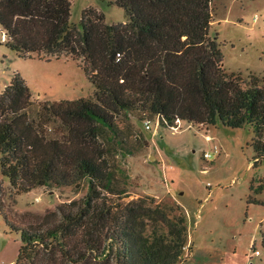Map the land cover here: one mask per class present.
<instances>
[{
	"label": "trees",
	"instance_id": "trees-1",
	"mask_svg": "<svg viewBox=\"0 0 264 264\" xmlns=\"http://www.w3.org/2000/svg\"><path fill=\"white\" fill-rule=\"evenodd\" d=\"M129 20L108 22L89 5L73 22L72 0H0L7 44L20 55L37 51L81 59L94 96L36 100L17 71L0 93V163L12 194L40 185L90 189L79 198L16 226L22 242L14 264H184L192 251L182 208L146 197L126 199L110 156L125 113H156L163 122L189 119L253 124L255 163L264 160V75L224 65L212 34L213 0H111ZM32 56V55H30ZM48 59H51L50 57ZM251 188L257 193L264 182ZM249 202L264 203L250 196ZM264 247V230L262 231Z\"/></svg>",
	"mask_w": 264,
	"mask_h": 264
},
{
	"label": "rangeland",
	"instance_id": "rangeland-1",
	"mask_svg": "<svg viewBox=\"0 0 264 264\" xmlns=\"http://www.w3.org/2000/svg\"><path fill=\"white\" fill-rule=\"evenodd\" d=\"M110 1L72 0L71 18L80 24L91 5L103 9L110 23L128 20L126 8ZM258 14L261 18L255 20ZM213 15L211 31L221 42L223 65L245 76L264 75V0H213ZM4 30L0 24V93L18 70L36 100L95 95L81 59L37 51L22 56L2 39ZM118 125L121 134L106 140L116 143L110 156L115 180L127 190L126 199L146 197L185 211L193 247L184 264H264V203L249 202L251 195L264 200V189L257 193L251 188L253 182L257 187L264 182V160L255 163L253 124L167 123L156 113L137 112L123 114ZM1 171L0 163L4 210L16 226H29L39 214L80 199L90 189L84 178L80 188L40 185L14 195ZM11 225L0 213V264H14L23 243Z\"/></svg>",
	"mask_w": 264,
	"mask_h": 264
},
{
	"label": "built area",
	"instance_id": "built-area-1",
	"mask_svg": "<svg viewBox=\"0 0 264 264\" xmlns=\"http://www.w3.org/2000/svg\"><path fill=\"white\" fill-rule=\"evenodd\" d=\"M260 18H261V15L258 14L257 17L255 18V20H258ZM8 38H9L8 37V34L6 32H3L2 39L6 41ZM151 122H152L151 120H149V121L146 122L148 127H151ZM205 156L206 157H211L212 156V153L211 152H206L205 153ZM256 252L259 253L260 252L259 249H257Z\"/></svg>",
	"mask_w": 264,
	"mask_h": 264
},
{
	"label": "crops",
	"instance_id": "crops-1",
	"mask_svg": "<svg viewBox=\"0 0 264 264\" xmlns=\"http://www.w3.org/2000/svg\"><path fill=\"white\" fill-rule=\"evenodd\" d=\"M128 20H129V18H128ZM128 20L125 19V20H122V21H126L127 22Z\"/></svg>",
	"mask_w": 264,
	"mask_h": 264
}]
</instances>
